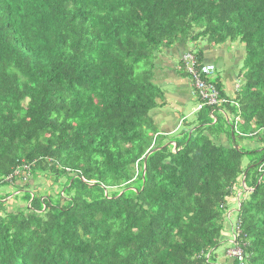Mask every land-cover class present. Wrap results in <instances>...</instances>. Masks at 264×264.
<instances>
[{
    "label": "trees",
    "instance_id": "obj_1",
    "mask_svg": "<svg viewBox=\"0 0 264 264\" xmlns=\"http://www.w3.org/2000/svg\"><path fill=\"white\" fill-rule=\"evenodd\" d=\"M187 45L222 102L160 131ZM0 192V264H264V0H0Z\"/></svg>",
    "mask_w": 264,
    "mask_h": 264
},
{
    "label": "crops",
    "instance_id": "obj_2",
    "mask_svg": "<svg viewBox=\"0 0 264 264\" xmlns=\"http://www.w3.org/2000/svg\"><path fill=\"white\" fill-rule=\"evenodd\" d=\"M184 48L180 47V48H174L173 52H171V55L169 57V62L168 65L170 67L166 68L165 67V71L163 74H161V76L164 77V81L162 82V84H164V82H169V84H171L173 86V88H175V91L173 92V94H167L165 93L164 95V102H162V104H164V106H162V108H166L168 107L171 112H168L169 110L166 109L167 112L160 113L159 110H155L154 112H152L151 114L153 115V119H154V124L156 127L159 128L160 131H165L166 132H170L172 131V129H170V124H169V120L166 119V123L169 124L168 129H162L160 128V124L162 123L159 119L162 118H167L171 115H175V112L178 110L179 113H182L184 115V119L186 120H191L195 117V104L196 102V98L193 96L192 94V88L190 83L188 82L187 79L185 78H180L174 71L172 68V66H174L175 62L177 61V59L181 56V54L183 53ZM206 58H215V54H213V56L211 55V53H207ZM233 75V74H232ZM227 78V77H226ZM231 79V77H230ZM229 79V80H230ZM228 80H224V82H222V87L224 92L226 93V95L228 97L231 98L230 94L233 90H230V81L228 82ZM235 84V83H234ZM160 102V101H159ZM161 103V102H160ZM188 110L190 113H185V111ZM158 112V113H156ZM155 117H162V118H155ZM178 133V129L176 131ZM220 138V137H219ZM218 140V139H217ZM223 141V140H222ZM247 145V144H246ZM253 146V144H251ZM250 145V147H251ZM256 146V145H254Z\"/></svg>",
    "mask_w": 264,
    "mask_h": 264
},
{
    "label": "rangeland",
    "instance_id": "obj_3",
    "mask_svg": "<svg viewBox=\"0 0 264 264\" xmlns=\"http://www.w3.org/2000/svg\"><path fill=\"white\" fill-rule=\"evenodd\" d=\"M191 47V46H190ZM187 49H188V45H187ZM192 49V48H191ZM190 49V50H191ZM189 50V49H188ZM217 53H218V55L222 58V59H224V60H226V61H221V65L226 69V73L228 74V73H232V74H238L239 72H241V60H242V51H241V49H237V47H235V45H231L230 46V48L228 49V50H225V49H218L217 50ZM211 55L213 56V53H211ZM162 61H165V58L164 59H162ZM162 65L164 66H162V68H161V70H160V75L161 74H163L164 73V71H165V67H170L169 65H168V63H165V62H162ZM226 66V67H225ZM172 68H178V66H172ZM175 71H177V70H175ZM178 72V71H177ZM180 73V72H179ZM180 74H182V73H180ZM219 77H220V80H221V82H224V77H223V74H222V72H221V70H219ZM228 78V77H227ZM235 86H237V84H235ZM162 91H163V93L165 94V93H167V94H173V92L175 91V88H173V86L171 85V84H169V82L167 83V82H164V84L162 85V89H161ZM166 109H168L169 111L168 112H171V110L168 108V107H166V108H161V109H159V112L160 113H165V112H167L166 111ZM156 113H158V112H156ZM185 113L187 114V113H190L188 110H186L185 111ZM156 119L158 118H162V117H155ZM195 118V117H194ZM162 123L160 124V128H162L163 130L164 129H168V127H169V124H167L166 123V117L165 118H162V119H159ZM230 121H232V118H230ZM213 124H214V122H213ZM212 124V125H213ZM237 125V124H236ZM235 125V128H236V131H238V126H236ZM223 128H225V127H223L222 126V128L221 129H223ZM169 130V129H168ZM223 137V136H222ZM223 139V138H222ZM225 140H223V144H225ZM236 145L238 146V145H241L242 143L241 142H239L237 139H236ZM228 146H230V145H226L224 148H225V150L226 149H228L227 147ZM232 146V145H231ZM232 147H234V146H232ZM252 148H254V147H252ZM247 149H249V148H247ZM245 161H247V159H246V156H244V159H243V165H244V163H245ZM41 179V177H38V178H36V180H35V182H34V184H32V185H30L31 187L33 186V190H34V192L33 193H35V194H37V193H42V192H44V190L45 189H48V187H49V185H50V182L49 181H45V180H40ZM240 186H242V183L240 184ZM55 188H56V186L54 187V190H55ZM54 190L52 191V193H54ZM2 191L4 192V193H12V190H11V188H3L2 189ZM32 192V191H31ZM242 192V191H241ZM1 193V192H0ZM240 193V192H239ZM237 194L236 195V197L237 198H239V197H241V193L240 194ZM243 193V192H242ZM11 196V195H10ZM235 207H236V203H235V206L233 207V208H231V210H234L235 209ZM230 213V212H229ZM227 216V215H226ZM230 216H231V213H230ZM234 217L233 216H231V218L230 219H232V221L234 220L233 219ZM231 221V220H230ZM227 230H228V232H229V239L227 238V236H226V242H224L225 243V245H227V247L229 248L230 247V243L228 242V241H230V240H232V233L230 232V229H229V227L227 228ZM228 248H227V250H228ZM226 250V251H227ZM226 251H225V253H226ZM223 252V249H221V250H219V253H222ZM222 260H223V258H222Z\"/></svg>",
    "mask_w": 264,
    "mask_h": 264
},
{
    "label": "built area",
    "instance_id": "obj_4",
    "mask_svg": "<svg viewBox=\"0 0 264 264\" xmlns=\"http://www.w3.org/2000/svg\"><path fill=\"white\" fill-rule=\"evenodd\" d=\"M184 59L189 66H187L186 71L190 76L193 89L195 91V97L198 100V105L196 110H201L203 107H213L220 104L222 101L218 99V92L208 83V77L211 74L213 67L210 65H205L200 68L197 72L193 58L190 55L184 56ZM18 172H14L17 175Z\"/></svg>",
    "mask_w": 264,
    "mask_h": 264
},
{
    "label": "clouds",
    "instance_id": "obj_5",
    "mask_svg": "<svg viewBox=\"0 0 264 264\" xmlns=\"http://www.w3.org/2000/svg\"><path fill=\"white\" fill-rule=\"evenodd\" d=\"M186 55H190L192 58H193V54H192V52H189V50L188 51H185V53H182L181 54V56L177 59V61L175 62V64H174V66H178V68H171V69H173L174 70V72L180 77V78H182V76H183V78H185V79H187L188 80V82L190 83V85H191V88L193 89V85H192V82H191V79H190V76L188 75V73H187V71H186V68H187V66H189V63H187L186 61H185V59H184V56H186ZM193 61H194V64L195 65H193V66H195V69H196V71L197 72H199L200 71V65H198V62H196L195 60H194V58H193ZM205 65H210V64H203V66H205ZM210 66H212V65H210ZM175 70H177V71H175ZM182 73V74H180V73ZM213 74L211 73L210 74V76H212ZM216 90V89H215ZM217 91V90H216ZM192 94H193V96L195 97V91H194V89L192 90ZM196 98V97H195ZM197 100V99H196ZM197 105H198V102L195 104V113H198V112H200V110H196V107H197ZM204 108V107H203ZM208 108V107H207ZM234 120V119H233ZM236 123V122H235ZM175 148V146L174 145H172V149H174ZM155 151H157L156 149H155ZM16 172V171H15ZM13 175H14V173H13Z\"/></svg>",
    "mask_w": 264,
    "mask_h": 264
},
{
    "label": "bare ground",
    "instance_id": "obj_6",
    "mask_svg": "<svg viewBox=\"0 0 264 264\" xmlns=\"http://www.w3.org/2000/svg\"><path fill=\"white\" fill-rule=\"evenodd\" d=\"M236 234H238V231H236L235 234L232 235L233 236V240L237 236ZM225 258H227V259H236L239 264H243L242 252L237 247H233V248L228 249L226 251V253H225Z\"/></svg>",
    "mask_w": 264,
    "mask_h": 264
},
{
    "label": "water",
    "instance_id": "obj_7",
    "mask_svg": "<svg viewBox=\"0 0 264 264\" xmlns=\"http://www.w3.org/2000/svg\"><path fill=\"white\" fill-rule=\"evenodd\" d=\"M155 152V150H151V153Z\"/></svg>",
    "mask_w": 264,
    "mask_h": 264
}]
</instances>
